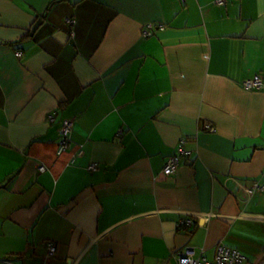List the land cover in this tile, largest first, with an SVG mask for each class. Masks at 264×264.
Returning <instances> with one entry per match:
<instances>
[{"label":"crops","instance_id":"obj_1","mask_svg":"<svg viewBox=\"0 0 264 264\" xmlns=\"http://www.w3.org/2000/svg\"><path fill=\"white\" fill-rule=\"evenodd\" d=\"M213 1L0 0V264L264 259V0Z\"/></svg>","mask_w":264,"mask_h":264},{"label":"built area","instance_id":"obj_2","mask_svg":"<svg viewBox=\"0 0 264 264\" xmlns=\"http://www.w3.org/2000/svg\"><path fill=\"white\" fill-rule=\"evenodd\" d=\"M184 1V0H180ZM226 0H214L213 3L216 5H223ZM65 22L68 24L73 23L72 19L67 17ZM154 26L152 23H147L141 28V35L146 37L152 34ZM17 57L21 56V52L17 50L15 52ZM242 86L247 89H260L264 87V78L260 74H254L252 77L245 78L242 80ZM48 121L52 122L54 120L53 114L48 115ZM212 130V128H209ZM71 130H72V120L69 118H63L58 127L59 140L57 142V154L67 151L71 143ZM184 140H180L175 153L166 157L163 166L162 174L163 175H172L176 172L178 166L181 164V157L185 154V150L182 147ZM81 150L78 151V154ZM89 171H94L98 169L96 163H90L87 167ZM38 171H45L43 165H38ZM245 196H250L256 191L264 190V185L258 183H253L249 187L242 188ZM205 217H212L213 214L207 212L203 214ZM193 223L192 217H187L183 220H180L177 223V227L180 226H190ZM47 254L49 256H54L56 251V244L53 241L47 242ZM176 264H264V259L258 258L254 261H250L246 255H244L237 248L229 247L224 244H218L215 248L214 256L212 259H208L204 256L202 249H197L193 246L186 245L180 248L175 253Z\"/></svg>","mask_w":264,"mask_h":264},{"label":"water","instance_id":"obj_3","mask_svg":"<svg viewBox=\"0 0 264 264\" xmlns=\"http://www.w3.org/2000/svg\"><path fill=\"white\" fill-rule=\"evenodd\" d=\"M38 24H39V22L38 23H36L33 27H32V29H31V33H33L34 32V30L36 29V27L38 26Z\"/></svg>","mask_w":264,"mask_h":264}]
</instances>
